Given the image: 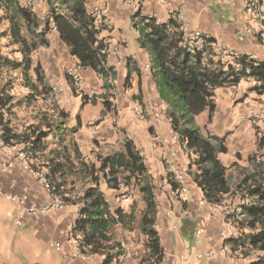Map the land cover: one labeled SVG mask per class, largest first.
Segmentation results:
<instances>
[{
  "label": "trees",
  "instance_id": "1",
  "mask_svg": "<svg viewBox=\"0 0 264 264\" xmlns=\"http://www.w3.org/2000/svg\"><path fill=\"white\" fill-rule=\"evenodd\" d=\"M0 12L9 24L10 44H16V50L22 55L21 59L11 58L2 52L0 45L1 72L19 70L33 96L51 98L46 74L40 62L34 65L33 54L39 47L49 45L47 33L53 22L62 41L77 58L78 66L93 69L103 81L104 92L91 97L82 95L81 107L88 103L95 105L101 98L105 107L102 116L110 111L111 104L105 98L112 87L110 80H115L116 75L107 63L108 46L98 37L104 28L89 15L86 0H51V11L43 18L20 0H0ZM134 17L140 19L139 43L152 55V75L167 105L166 114L172 130L190 155L187 172L202 190L207 203L227 205L226 221L239 232L238 236L230 234L224 240L225 245L233 252L238 251L247 260L246 264H264V158L260 152L264 137L259 150L249 156V167L243 168L241 178L230 189L228 167L220 159V153L226 150L225 137L204 131L197 122V117L206 110L207 123L212 122L217 109L215 89L218 87L253 78L258 82L254 88L264 93V61L245 53L234 57L233 61H223L210 45L193 50L185 46L179 25L172 20L158 23L154 16L143 15L141 11ZM209 40L216 41L211 37ZM131 81L129 70L126 85L131 86ZM13 83L10 80L0 82L1 136L6 144L18 145L29 154L32 166L48 176L55 195L68 204L80 205L79 218L72 227L80 252L100 255L102 264H129L127 247L115 235H118V226L133 229L126 224L135 221L134 210L126 213L123 208L111 209L101 188L104 179L109 188L120 190L133 185L142 192L146 207L139 229L147 240L143 243L146 252H141L138 264H160L164 249L154 226L158 211L155 181L133 140L127 138L122 149L106 154L98 152L94 160L88 161L77 147L71 152L69 148L73 146L65 142L68 134L73 136L82 126L80 114L73 127L65 124L70 113L62 108L56 110V115L43 116L39 124L34 120L22 126L14 123L16 112L13 108L24 100H16L11 93ZM50 135L53 136L51 142L48 141ZM174 177L170 174L168 180L176 191L180 183ZM77 180H83L81 188L76 186ZM230 198V203H226Z\"/></svg>",
  "mask_w": 264,
  "mask_h": 264
},
{
  "label": "crops",
  "instance_id": "2",
  "mask_svg": "<svg viewBox=\"0 0 264 264\" xmlns=\"http://www.w3.org/2000/svg\"><path fill=\"white\" fill-rule=\"evenodd\" d=\"M20 2L31 6L32 12L42 18L51 11V0H20ZM167 2L183 9L191 26L202 30L218 44L240 53L252 54L258 61H264V19L259 18L260 11H264V0H261L260 6H257L258 14L249 12L245 0H140L138 10L127 9L123 0H90L86 3L87 10L93 5H100L114 21L113 30L104 29L98 35L99 39L104 40L108 46L107 63L114 69L116 75L115 80H110L112 85L110 91L118 86L121 99L124 90H120L119 87L128 86L126 78L128 71L131 70L132 87L127 90L139 91L144 95L143 102L154 108L156 111L154 128L140 126L139 129L143 127L144 133H129L130 130H133L132 132L136 130L137 123L130 118L129 107L122 99L120 100L122 106L119 109L122 116L119 118L118 126L112 122L111 111H107L106 119L98 120L94 136L83 131V127H86L93 116L98 114V117L100 115L103 117L102 111L105 107L103 101H98L95 105L88 103L82 108V96H77L79 102L76 105V102L64 100L66 93L69 92L68 88V91L65 90L66 85L69 86L68 76L72 78L70 69L76 68L80 72L84 87L86 86L84 89L94 79L98 81V86L102 89L103 81L93 69L78 66L77 58L62 41L53 22L47 33L49 45L39 47L33 54V60L34 65L41 63L50 86V93L52 88L58 85H62L65 92L56 105L53 103L51 108L48 106L47 112L33 114L27 118V122L34 120L39 124L43 116L56 115V110L62 108L70 113L68 122L65 124L73 127L77 125V114H80L82 126L73 136H70L73 147L69 149L73 152V148L77 147L85 157L88 154L91 155L92 142L95 140H99L100 145L109 147L117 143L121 149L127 138L133 140L143 154L149 171L156 168L159 175L167 174L168 178L170 174L174 176L176 171L181 174L187 188L183 196L184 201L175 200L170 195L167 198L162 197L161 206H158L154 226L164 249V258L160 264H230L229 259L222 254L205 262L198 259L196 255L198 249L195 246V235L200 227H202V243L199 250L203 252L225 245L221 237L224 225L230 229L233 236H238L239 232L226 222L227 205L216 206L207 203L203 198L202 190L188 174L190 155L184 150L178 135L172 130L166 114L167 105L160 97L153 75L150 74L148 77V73L144 70L147 63L152 64V55L139 43L140 19L134 16L136 12L141 11L143 15L158 16L162 22H168ZM233 58L232 56L221 57L223 61H233ZM0 77L1 83L8 79H4L3 71H0ZM257 84L258 82L253 78H244L238 84L216 88L217 109L212 122L207 123V110L197 117V122L204 131L208 130L212 134L225 137L226 150L220 153V159L228 167L230 189H233L241 178L243 168L249 167V156L259 150L263 141L264 134L262 136L261 133L263 128L258 127L251 119L252 114L264 112V93H259L254 88ZM149 93L156 100L154 105L149 103ZM24 103L13 108L16 112L15 124H17L16 121L18 122L17 113L30 106ZM119 126L128 130L127 136L122 137L123 129ZM153 132L155 136H152ZM137 134H140V137ZM52 137L50 135L48 141ZM150 140L154 142V146L150 144ZM4 159L5 155L0 153V162ZM101 188L113 211L123 208L126 213L130 212L133 199L130 200L127 195L122 196V199L117 196L124 192V187L120 190L109 188L106 181L102 179ZM10 194H27L29 206L42 207L52 200V196L30 173L25 163H18L8 172L0 174V198L10 200L7 198ZM172 194L175 195L174 190ZM230 200L231 198L226 200V203L229 204ZM14 204L13 210L5 216L7 219V216L11 215L10 222L0 228V257L2 253L7 256H5L4 264H24L22 257L28 259L27 264H51L50 261L54 264L59 262L61 264L67 262L98 264L102 261V257L97 254L87 260L77 254L79 249L72 235V227L79 218L80 205L67 204L63 210H40L36 215L24 216L22 224H17L16 219L20 214ZM2 216L3 211L0 208V218ZM0 225H3V219ZM140 234L145 243L146 236L141 232ZM116 237L119 238L118 235H115ZM143 247L141 251L145 253L146 247L145 245ZM189 247L190 254H188ZM51 248L54 252H58V255L51 256L47 253Z\"/></svg>",
  "mask_w": 264,
  "mask_h": 264
},
{
  "label": "rangeland",
  "instance_id": "3",
  "mask_svg": "<svg viewBox=\"0 0 264 264\" xmlns=\"http://www.w3.org/2000/svg\"><path fill=\"white\" fill-rule=\"evenodd\" d=\"M3 17V13L0 12V45L2 46V52L5 53L6 55H9L11 58L14 59H21L22 55L21 53L16 50L18 49V46L16 44H10V38L8 36V21H6L5 19L2 18ZM31 77L33 80H35V74L33 71L30 72ZM3 75H4V79L13 81V89L11 91V93H13L15 95L16 99H22L24 100L25 104H30V106H28L26 109L21 110V112H19V114L17 113L18 118L16 120H18V122L16 121L18 126H22V125H27V118L32 116L33 114L36 113H43L44 111L47 112V107L51 106L53 103L56 105L57 101L60 99V97L63 96L65 90L69 92L66 93V97H65V101L67 102V100L71 103H75V105L79 102V98L82 95H88L89 97H91L94 93H97L96 95H100L101 93L104 92V89L99 88L98 86V81L96 79H94V81H91V83H89L87 85V88L84 89V84L82 86H77L74 83L73 78H70V76H68L69 79V86L66 85V89L64 91H62L61 93L57 94L54 97L51 98H45L43 95H36L34 94V96L31 94L32 89L27 87L26 84V80L23 78V75L21 74V72L19 70H3ZM132 86L128 87V86H121L119 87L120 90H124L123 91V97L120 99L119 97V93L120 91H118V86H115L111 91L108 97H106L105 99L108 101V103H110L111 105L109 106L110 109V116L112 117V122L118 126V121L119 118H121L122 116V112H120V108L122 106V104L120 103V100H124L125 104L127 105V107H129V111H130V118H133L134 121H136L137 126H136V130H134V132H132L133 130H130L129 133H139L141 132L144 133L143 127L147 126L148 128H154V115L156 113V111L154 110V108L151 106L150 104H146L144 103V95L142 93H140L139 91L136 92H132L131 90H127L128 88H131ZM68 88V89H67ZM122 88V89H121ZM41 89V88H40ZM130 93V94H128ZM33 97H32V96ZM149 98H150V102L151 105H154L156 103V100L154 99L153 95L151 93H149ZM98 101H102L101 98L98 99ZM68 104V103H67ZM69 105V104H68ZM69 107V106H68ZM71 107V105H70ZM69 107V108H70ZM139 107V112L135 111V108ZM51 108V107H50ZM52 110V109H51ZM72 113V110H70ZM160 113H158L159 115ZM253 115V114H252ZM251 115V117H252ZM106 115L101 117V115L98 117V114L96 116H93V118L91 120H89L87 122L86 127H83V131H86L87 133H89L90 135L92 134L93 136L95 135V131L97 129V124L96 122L98 120L103 121L106 119ZM98 117V118H97ZM253 121L254 119L251 118ZM67 120V119H66ZM68 122V120H67ZM258 127H262L258 124V122L254 121ZM140 126H143L141 129H139ZM120 129H123L122 127L119 126ZM263 128V127H262ZM128 130L126 128H124L122 130V137L125 135L127 136ZM262 136L264 134V128L263 130H261ZM88 134V135H89ZM138 137H140V134H137ZM156 134L153 132L152 136H155ZM66 143H71V147H72V140L70 139V135L68 134L66 137ZM93 143V151H91V155L88 154L87 159L88 161L94 160L95 159V154L100 152L103 154L112 152V151H116V150H120L121 146L117 143H115V146L113 147H109L107 145H100L99 140H95V142ZM150 144L154 146V142L150 140ZM97 146H99V149H97ZM101 148V150H100ZM103 149V150H102ZM108 149V151H107ZM261 152V151H260ZM170 166V165H169ZM151 174L153 175L154 181H155V200L157 203V206H161L160 202L162 201V197L167 198L173 196L175 200L178 201H184L183 197H178L176 195L172 194V186L169 182V180H165L164 178H168L167 174H161L159 175V173L156 171V168L151 169L150 170ZM173 173V172H172ZM175 173V172H174ZM161 177V179H160ZM175 179V177H174ZM76 186L78 188H81L83 186V180H77L76 182ZM170 189V190H169ZM124 192L118 194L117 196L120 197V199H122L124 195H127L130 200L133 199V207L131 206V208L129 209V211L134 210V214H135V221H132L131 223L126 224V226L133 228L132 230L129 229H124L121 226H118L117 228V234L119 236V238L123 241V243L125 242V246L127 247L128 250V255L126 256L127 259V263L129 264H138L140 262V258H141V250L144 248V244H143V237L140 234V229H139V224H140V219H141V215L143 210L146 207V203L144 201V198L142 196V192H140L139 189H137L136 187H134L133 185H131V187H124ZM125 193V194H123ZM0 208L3 211V216L2 218H0V222L3 219V225H0L1 227H4V225H7V222H10L11 219V215L7 216V219L5 218V216L13 210V202L11 200H7L5 198H0ZM15 205V204H14ZM127 222V220H125ZM129 221V220H128ZM8 227V226H7ZM1 250L3 251V249L1 248ZM1 253V251H0ZM51 256L53 255H58V252H54V250L51 248L48 250V252ZM191 253V248L189 247V251L188 254ZM43 254V253H42ZM2 256L0 257V264H4L5 261V253L1 254ZM7 257V256H6ZM24 264H27L28 259H26L25 257H22ZM51 264H54L53 261H50ZM57 264H61V262L57 263Z\"/></svg>",
  "mask_w": 264,
  "mask_h": 264
},
{
  "label": "built area",
  "instance_id": "4",
  "mask_svg": "<svg viewBox=\"0 0 264 264\" xmlns=\"http://www.w3.org/2000/svg\"><path fill=\"white\" fill-rule=\"evenodd\" d=\"M88 1L90 0H86V3ZM245 2H246L247 9L249 10V12L258 14V12H256V9H257V6L260 4L261 0H245ZM123 4L127 9H130V10H138L140 8V0H123ZM166 7H167L166 8L167 15L169 16V21L172 20L174 23H177L179 25L178 28L179 30H181L182 43L185 46H187L189 49L191 50L202 49L206 47L207 45H210L212 49L215 51V53L221 56L222 58L227 57V56L237 57L241 54L237 50L228 49L224 47L223 45L218 44L217 41H210L209 40L210 37L206 35L205 32H203L202 30L198 28H193L189 20L186 18V15L183 9L175 7L170 2L166 3ZM87 11L89 15H91L95 19V22L99 26L103 27L105 30L114 29V21L107 15L103 7H101L100 5H93ZM154 17L156 18L158 23H164L162 22L160 17L158 16H154ZM259 18L264 19V11L262 10L260 11ZM174 29L175 28L172 27L171 31H173ZM248 55L251 57H254V55L252 54H248ZM144 70L146 73H148L147 76L149 77V75L152 74V64L147 63L144 66ZM70 73L74 80V83L77 86H81L83 84V78L80 72L76 68H72L70 69ZM62 91H63L62 85H58L52 88L51 97L56 96ZM135 111L139 112V107H136ZM251 118H253L254 121L258 122V124L264 128V112L254 113ZM1 134H2V130H0V153L5 155V159L0 162V174L4 172H8L18 163H25L28 165L30 173L34 177L37 178L41 186H43L46 189V191L52 196V200L50 201V203L45 204L42 207H37V206L28 205L29 197L27 194L7 195V198L15 203L16 208L20 214L19 217L16 219L17 224H22L24 216L36 215L40 210L45 211V210H50V209H57V210L65 209L68 203L65 202V200L62 197L55 195L52 192V185L46 173L32 166L31 164L32 159L30 158L29 154L26 151H24L20 146L13 145V144H6ZM261 154L263 155V158H264V146L261 149ZM174 176H175V179L180 183L179 184L180 187L176 191H174V193L178 197H183L187 191L183 178L181 174L177 173L176 171L174 173ZM230 234H231L230 229L226 225H224L223 230L221 231V237L225 240L227 237L230 236ZM201 243H202V227H200L196 231V235H195V246H196V249H198L196 252V255L198 259H200L202 262H205L207 259H210L216 255L222 254V255H225L229 259L230 264H246L247 263V260L244 259V257L241 254H239L238 251L233 252L229 245H224L221 248H210L209 250L203 252L199 250ZM77 245L79 249L78 241H77ZM77 254L82 259H85V260L90 259L91 257L94 256L93 254H82L80 250ZM66 264H70V262H67ZM98 264H102V261Z\"/></svg>",
  "mask_w": 264,
  "mask_h": 264
}]
</instances>
